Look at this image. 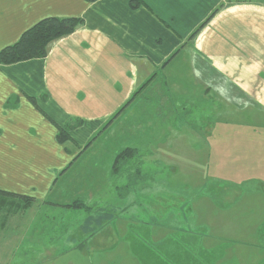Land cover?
<instances>
[{
    "label": "crops",
    "instance_id": "obj_1",
    "mask_svg": "<svg viewBox=\"0 0 264 264\" xmlns=\"http://www.w3.org/2000/svg\"><path fill=\"white\" fill-rule=\"evenodd\" d=\"M130 1L0 0V49L43 18L83 19L45 57L0 64V190L33 199L27 209L0 210V264H146L127 236L130 226L148 225L145 215L153 240L143 243L154 251L165 240L176 247V236L190 239L178 263L258 264L264 257V0ZM209 102L214 111L205 118L221 110L231 120L204 126L203 144L192 136L201 134L197 120ZM134 107L136 119L152 126L142 124L126 145L136 149L133 161L114 173L122 149L109 159L105 195L115 200L96 193L90 200L86 186L93 189L97 163L81 156L109 144L117 120ZM61 128L69 134L64 141ZM192 151L209 152L200 159L208 172L194 183L177 175ZM145 157L153 168L168 165L167 175L145 172ZM160 182L184 206L165 219L143 201ZM248 183L257 185L250 193L230 190ZM244 196L263 198L235 202Z\"/></svg>",
    "mask_w": 264,
    "mask_h": 264
},
{
    "label": "rangeland",
    "instance_id": "obj_2",
    "mask_svg": "<svg viewBox=\"0 0 264 264\" xmlns=\"http://www.w3.org/2000/svg\"><path fill=\"white\" fill-rule=\"evenodd\" d=\"M172 101L175 102L177 105L178 104L177 103L178 97H176L175 100L172 98ZM192 101H195L194 98L192 99ZM196 104H198V106H197L198 108L202 105V103H196ZM209 104H210V102L206 103V105L204 106V107H206L208 105L207 110H205V111L203 110V118L197 120L198 126H200V129H195V130L200 131L201 134L192 136L195 138H200L199 141L203 144H206L205 139H209V136H207L208 135L207 134L208 129L205 128L204 126L211 127L212 125H216V122L219 121V124L216 125V127H219L221 125L220 122L231 120V119L226 118L229 116V113H226V111L224 114V119H222L221 110H218L216 112V116L214 118H212V119L211 118L210 119L205 118V112L210 113L211 111H214V109H211V105L209 106ZM140 105L142 106V104H140ZM139 109L136 110V108L134 107L133 109L129 110V114L126 115L127 118H124L121 116V119L117 120V123L115 124V126H113L114 127L113 130L115 131V134L110 135L111 141H108L109 144H107V142H104L107 145H105V146L102 145V148H96V149L92 148V150H87L83 154V156H81V157H88L87 154H91V158H92L91 162L97 163V167H95L96 170L94 173L96 179H95L94 184H91V188H93V189L92 190L90 189V182L86 186V193H87L86 196L88 197V199L91 198L90 196L93 195L92 193H96L95 194L96 198H101V201H104L105 197L106 198L111 197L113 201L115 200V199H113V196H114L113 192H111L110 195H108V194L105 195V192L107 189V188H105V184H106L105 172L108 169L109 159L112 158V154H114L115 151H117L118 149L123 150L124 147L127 148L126 145L130 146L134 142H136L137 132H138L137 128H139L142 124L146 128L152 126V119H146V120H144V122H140L138 119H136L135 113H137L139 111ZM199 114H200V112H197L196 108L192 112H190L189 115L191 118L189 121H190L191 125L193 124V120H196L194 118H196V116ZM181 123H182V121L177 119L174 122V124H176V126H174V127H179L178 124H181ZM208 124H210V125H208ZM261 125H264V124H261ZM188 126L189 125H183L180 127L183 128V127H188ZM228 126H230V125H228ZM149 135H151V134H149ZM151 136H153V135H151ZM214 137H216V136H214ZM102 139H103V137L100 138L98 141L100 143H102ZM215 139L219 140V138H215ZM117 141H119V144H114ZM150 142L154 143L155 141H154V139H152V140H150ZM111 147H112V150H111ZM192 147L195 148L196 145H192ZM118 152L120 153L121 150ZM206 153H209V152H205V151L194 152V151H192V152H190V154L187 155V157H188L187 159H180V161L187 163L183 168L179 169V172L181 174H177V175L181 176L180 179L187 177V176H190L191 181H193V183H194V180H196L197 178L201 179V177L203 175L207 174L208 166L201 165V160H200L201 158H203V155L206 156ZM92 154L96 155L95 156L97 158L96 162L93 161L94 156H92ZM147 156L150 157L149 155H147ZM164 167H168V165L159 166L158 169L153 168L152 162L147 157H145V163L143 165V169L145 172L153 174L154 177L158 178L161 176H166L168 170H167V168H164ZM86 168L88 171L91 172V169H92L91 167L86 165ZM121 168H122V166L117 170V172ZM69 177L70 176L64 178V180L62 181V185L66 184V180L70 179ZM165 178H167V177H165ZM155 181H158V180L155 179ZM167 185H168L167 182L166 183H163V182L156 183L155 186L158 187L157 192L156 193L150 192L149 197H148V195H145V197H148V198L143 199L144 204H146L148 206L150 213H154L152 215L155 216V213L157 214L158 212H160L161 213V215H160L161 219L167 218L168 212L172 208H177L179 211H182L184 209V206H182L181 208L177 207L178 204L176 205L174 202V197H178L179 194L178 193H172L168 189ZM256 186H257L256 184L248 183V184L243 185L241 188H238V189L232 188L230 190L234 191V192L235 191H244V193L247 191L248 193H250L251 190H253ZM252 187H254V188H252ZM183 189H184V187H178L176 189V191L183 190ZM89 190H91L92 192ZM88 191H89V195H88ZM261 191H264V190H261ZM138 194L140 196L142 193H138ZM227 196H228L227 201H229L230 200L229 192H228ZM245 197H248V196H244L243 198L236 197L235 202L236 203H242V204L255 202L257 204H261V202H262L261 198H263V197H258V199L253 200L251 198H245ZM182 201L183 200H181V199L177 200V202H182ZM177 209H176V211L179 212ZM10 210H8V211L11 212ZM156 218L159 219L158 217H156ZM141 219H144L143 221L146 222L148 225H152L151 224V222L153 220L152 216L151 217H150V215H145V217L141 216ZM148 225H146L143 228V230L140 229L137 231L132 229L133 225L130 226V230H128V235H127V236H129V243L131 245L130 249L134 252L137 249L138 254H140V250H142L140 257L142 258L143 262L145 261V259L147 260L146 264H169L167 262V260H171L173 264H182V262L178 263V261L180 260L179 251L183 252V250H182L183 245H184L183 241L186 240L187 242H189L190 239H188L186 237H182L180 239L178 236H176L175 238L178 241H180L179 243H177L176 247L173 244H170L168 240H165L163 243H158L155 246L153 245L154 249H155V251H154L151 246H146L143 243V242H146V243L150 244L153 240L152 232L149 231L150 226H148ZM138 236H140V238H138ZM205 250H206V252L209 253V255L211 254L210 249H208V250L205 249ZM205 250L201 249V254H205ZM216 250H217L218 255H224L223 250L222 251H220L218 249H216ZM262 252L264 253V250H262ZM187 253H189V252H187ZM259 260H261V262L258 264H264V257L262 259L258 258L257 261H259ZM141 264H142V262H141ZM243 264H250L249 258L245 259Z\"/></svg>",
    "mask_w": 264,
    "mask_h": 264
},
{
    "label": "trees",
    "instance_id": "obj_3",
    "mask_svg": "<svg viewBox=\"0 0 264 264\" xmlns=\"http://www.w3.org/2000/svg\"><path fill=\"white\" fill-rule=\"evenodd\" d=\"M94 1V0H86ZM230 1V0H228ZM140 0H131L130 5L132 7L137 6ZM83 24V19L79 17H46L30 28L25 30L17 41L7 45L0 49V64H11L15 62L25 61L34 58H43L47 55L49 45L70 33ZM130 101V100H129ZM127 101L109 120H114L120 112L129 103ZM69 138L67 128H61L58 131L57 139L64 141ZM136 158V149L127 147L121 150L116 155L113 161V172L117 173V170L122 166L125 167L128 161H133ZM134 183V178H131V182L128 185ZM127 187V186H126ZM33 203V199L27 196H16L14 194L4 192L0 190V210L4 211H20L27 209ZM68 206H83L82 203H73Z\"/></svg>",
    "mask_w": 264,
    "mask_h": 264
}]
</instances>
